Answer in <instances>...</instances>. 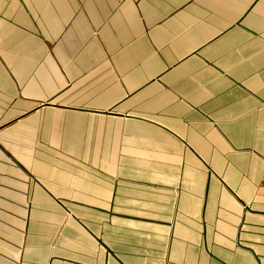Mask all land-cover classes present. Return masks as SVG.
Listing matches in <instances>:
<instances>
[{
    "label": "crops",
    "instance_id": "0c3cea01",
    "mask_svg": "<svg viewBox=\"0 0 264 264\" xmlns=\"http://www.w3.org/2000/svg\"><path fill=\"white\" fill-rule=\"evenodd\" d=\"M0 264H264V0H0Z\"/></svg>",
    "mask_w": 264,
    "mask_h": 264
}]
</instances>
